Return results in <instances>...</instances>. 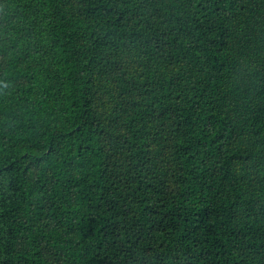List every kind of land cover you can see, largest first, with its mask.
<instances>
[{"label": "trees", "instance_id": "obj_1", "mask_svg": "<svg viewBox=\"0 0 264 264\" xmlns=\"http://www.w3.org/2000/svg\"><path fill=\"white\" fill-rule=\"evenodd\" d=\"M0 264H264V0H0Z\"/></svg>", "mask_w": 264, "mask_h": 264}]
</instances>
